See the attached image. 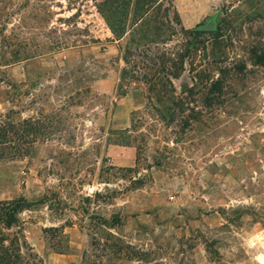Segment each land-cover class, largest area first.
Wrapping results in <instances>:
<instances>
[{
	"label": "rangeland",
	"instance_id": "1",
	"mask_svg": "<svg viewBox=\"0 0 264 264\" xmlns=\"http://www.w3.org/2000/svg\"><path fill=\"white\" fill-rule=\"evenodd\" d=\"M173 1L178 30L200 31L215 19L222 37L188 38L199 51L174 85L177 97L188 100L191 118L168 126L149 118L151 134L142 128L146 142L137 143L146 146L141 152L107 145L111 130L130 128L135 115L146 111L147 93L121 92L119 44L93 2L47 1V24L34 21L43 17L42 10H28L26 29L20 28V15L11 19L8 34L28 40L44 38L73 16L72 24L89 32L80 37V49L0 70L1 114L16 110L28 119L61 111L66 120L51 141L28 148L29 156L0 161V202L45 196L55 205L63 202L56 210L40 207L22 216L26 238L45 264H83L93 238L104 234L64 203L86 208L92 217L121 212L128 221L120 233L155 251L162 264H264V63L258 62L264 56V0ZM22 2L14 1L18 8ZM182 39L179 35L171 46ZM82 65L87 85L101 100L94 104L90 96L65 109L60 99L69 89L56 94L54 87ZM218 78L226 82L224 94L206 101ZM13 87L21 102L13 100ZM39 95L50 96V104L29 106ZM192 109L203 112L199 121ZM83 153L87 164L80 166ZM137 179L144 184L135 189ZM96 193L103 196L97 199ZM51 228L61 231L46 230Z\"/></svg>",
	"mask_w": 264,
	"mask_h": 264
},
{
	"label": "trees",
	"instance_id": "2",
	"mask_svg": "<svg viewBox=\"0 0 264 264\" xmlns=\"http://www.w3.org/2000/svg\"><path fill=\"white\" fill-rule=\"evenodd\" d=\"M14 1L16 0H0V70L54 53L80 49V43H84V39L80 37L84 33L89 34L80 29L79 24H72L76 16L61 20V27L50 29L41 39L28 40L16 34H8V26L16 15H20V28H27L30 18L25 12L28 10L33 12L42 10L43 17L34 18V21L47 24V19L51 15L47 11L46 3L55 0H23L19 8L15 6ZM91 2L110 29L113 41L119 44L121 56L119 61L124 63L120 72L121 92L145 89L147 93L146 111L141 116L135 115L130 128L111 130L107 145L135 146L141 152L146 146L137 143L140 140L146 142L147 134L142 128H146L151 134L152 126L147 124L149 118L167 126L175 124L179 118L181 122L191 118L188 116L190 110L188 100L177 97L174 85V81L180 79L186 71L188 61L195 58L199 51L198 46L192 44L188 38L209 33L218 41L222 37L223 29L218 26L217 30L212 32L186 31L183 27L178 30L176 18L179 15L173 0H91ZM179 35L183 36V39L178 40L176 46H171ZM91 42L97 41L92 39ZM258 62L264 63V56L259 57ZM85 71L87 69L84 65L78 66L77 69L66 73L59 80V85L54 87L56 94L66 88L69 89L68 96L60 99L63 107L84 104L90 96L93 97L92 103L100 102V97L93 95L92 89L87 85V79L83 76ZM33 84L35 87L38 82ZM12 89L13 100L21 102L22 97L16 93L17 88ZM225 89L226 82L218 78L212 82L206 96L208 98L221 96ZM206 101H210V98ZM47 102L50 104V96L42 100L39 95L32 99L29 106L37 107L39 103L46 106ZM190 112H193L196 121L203 115L199 109L198 111L192 109ZM22 113L16 110H10L7 114L0 113V161H15L29 156L31 147H35L38 141H51L55 129L66 121L61 111H54L53 115L42 112L38 113L37 117L28 119H24ZM81 155L84 156L79 157V165L85 166L87 163L84 159L87 153ZM163 162L158 161L159 166ZM143 184L144 179H137L133 181V188H140ZM54 196L56 195H52ZM102 196L101 193L95 194L97 199ZM50 199H52L50 196H45L37 201L17 199L0 202V264H45L26 238L22 216L40 207H48L53 211L63 204L60 202L55 205ZM87 201L90 203L91 199L88 198ZM64 207L80 212L83 216L89 217L91 224H99L104 229L103 237L93 238L91 251L85 253L83 264H162L155 260V251L133 245L120 233L128 221V217L121 212L114 213L108 218L92 217L86 208L76 209L67 203H64ZM46 230L57 233L61 231L59 228Z\"/></svg>",
	"mask_w": 264,
	"mask_h": 264
},
{
	"label": "water",
	"instance_id": "3",
	"mask_svg": "<svg viewBox=\"0 0 264 264\" xmlns=\"http://www.w3.org/2000/svg\"><path fill=\"white\" fill-rule=\"evenodd\" d=\"M200 31H205V32H212L217 30V23L215 19H212L209 21L206 25H203L199 28Z\"/></svg>",
	"mask_w": 264,
	"mask_h": 264
}]
</instances>
